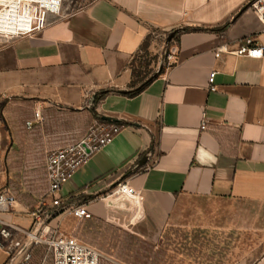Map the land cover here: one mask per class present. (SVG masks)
Wrapping results in <instances>:
<instances>
[{"label":"crops","instance_id":"0c3cea01","mask_svg":"<svg viewBox=\"0 0 264 264\" xmlns=\"http://www.w3.org/2000/svg\"><path fill=\"white\" fill-rule=\"evenodd\" d=\"M248 1L62 0L41 31L0 39V188L15 197L1 218L30 228L46 151L107 117L121 128L62 184L49 227L81 221L65 230L119 264H264V54L234 52L264 44L252 8L236 15ZM226 22L179 33L162 72L124 94L152 30ZM80 204L89 218L69 214Z\"/></svg>","mask_w":264,"mask_h":264},{"label":"built area","instance_id":"2783aa9c","mask_svg":"<svg viewBox=\"0 0 264 264\" xmlns=\"http://www.w3.org/2000/svg\"><path fill=\"white\" fill-rule=\"evenodd\" d=\"M62 0H0V39L28 36L41 31L47 25L48 16L61 12ZM250 7L262 23L264 32V0H252ZM237 55L262 57L264 44L254 37H246L244 45L234 51ZM214 90V87H210ZM39 118L38 113H35ZM28 127L31 122L26 123ZM121 125L114 121L94 118L84 135L76 142L46 151L44 165L47 189L30 211L32 225L28 229H18L8 225L1 214L9 212L15 205V197L7 188H0V235L8 240L6 249L9 264H31L34 253L39 251L38 264H99L108 259L95 247L65 234L58 226L49 227V220L60 209L59 190L63 183L91 155L108 144ZM205 122L200 123V130ZM120 187L112 192L118 193ZM101 198V197H99ZM76 219L89 218L85 205H75L68 209ZM18 232L15 233V232Z\"/></svg>","mask_w":264,"mask_h":264},{"label":"rangeland","instance_id":"374dc122","mask_svg":"<svg viewBox=\"0 0 264 264\" xmlns=\"http://www.w3.org/2000/svg\"><path fill=\"white\" fill-rule=\"evenodd\" d=\"M153 34L149 35L146 37L145 41L147 44V48L140 49L136 55L133 56L132 61L130 63L129 69L133 72L139 73V75L145 77L149 76L153 72L159 70L160 67H163L166 65L168 59L167 53L169 52L168 50V45L167 43V33L168 32H160L158 30H152ZM131 72V73H132ZM134 72V73H135ZM78 221H74L69 223V225H60V230L64 232L65 234L70 235L65 229L71 228L76 229L77 226L79 227V224H81V221L78 222L79 224L77 225ZM69 230V229H68ZM72 236V235H71ZM75 237V236H73ZM78 240L86 243L84 240L81 238H77ZM175 239V240H173ZM173 241L172 244H174L176 247L179 245L180 241L175 238H172L171 242ZM107 258V257H106ZM107 263L111 264H119L117 261H111V260H105ZM159 264V263H158Z\"/></svg>","mask_w":264,"mask_h":264},{"label":"trees","instance_id":"16d2710c","mask_svg":"<svg viewBox=\"0 0 264 264\" xmlns=\"http://www.w3.org/2000/svg\"><path fill=\"white\" fill-rule=\"evenodd\" d=\"M252 0H249L248 2L244 3L240 9L238 10V12L236 13V15L241 12L245 7L247 6H250V3H251ZM235 15V16H236ZM234 16V17H235ZM229 22H226L220 26H212V27H208V26H182V27H179V28H176V29H172L171 31H175L173 37L171 38L174 39L177 37V35L179 33H182V32H197V31H203V32H221L223 31L226 26L228 25ZM169 31L167 33V35L171 32ZM170 40V41H171ZM170 41H167V43H169ZM144 48H147V44H146V41H144V43L142 44V46L140 47V49H144ZM163 68L160 67L159 70L153 72L152 74H150L149 76H141L139 75L138 71L135 72V71H131V75H132V81L130 83L131 85V89L124 92L125 95L127 96H134L136 94H138L140 91H142L152 80H154L161 72H162ZM135 72V73H134ZM110 91L109 90H104V91H100L96 94V100L102 98L103 96H105L106 94H108ZM98 118V117H96ZM39 252V251H38ZM106 259H101L99 264H111V263H107L105 261ZM45 264H50V261L47 260Z\"/></svg>","mask_w":264,"mask_h":264},{"label":"water","instance_id":"95a60500","mask_svg":"<svg viewBox=\"0 0 264 264\" xmlns=\"http://www.w3.org/2000/svg\"><path fill=\"white\" fill-rule=\"evenodd\" d=\"M174 33H175V31H171V32L167 35L166 40H167V41H170L171 38L173 37ZM123 92H126V91H123ZM101 119H102V120H106V121H113V120H111V119H109V118H107V117H101ZM144 160H145V157H143V158L139 161V163L141 164Z\"/></svg>","mask_w":264,"mask_h":264}]
</instances>
